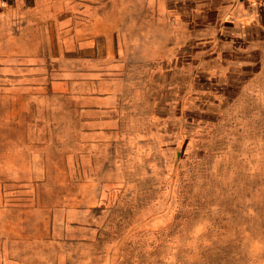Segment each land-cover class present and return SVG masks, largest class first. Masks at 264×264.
Wrapping results in <instances>:
<instances>
[{
  "label": "rangeland",
  "instance_id": "1",
  "mask_svg": "<svg viewBox=\"0 0 264 264\" xmlns=\"http://www.w3.org/2000/svg\"><path fill=\"white\" fill-rule=\"evenodd\" d=\"M76 23L37 79L0 67V261L264 264V64L236 86L230 34L179 57L129 22L117 56L114 22Z\"/></svg>",
  "mask_w": 264,
  "mask_h": 264
},
{
  "label": "crops",
  "instance_id": "2",
  "mask_svg": "<svg viewBox=\"0 0 264 264\" xmlns=\"http://www.w3.org/2000/svg\"><path fill=\"white\" fill-rule=\"evenodd\" d=\"M77 17L96 19L105 28L114 22L111 48L117 56L125 49L123 33L129 22L163 28L168 34L165 48H174L179 57L188 53L189 36L196 42L192 35L207 27L218 36L230 34L228 41H218L214 54L219 65L240 70L236 86L242 85V73L264 64V0H0V67H9L26 83L42 76L41 67L59 58L61 44L75 43ZM172 34L181 38L172 42ZM107 47L101 37L99 49ZM92 263L90 256L74 250L55 264Z\"/></svg>",
  "mask_w": 264,
  "mask_h": 264
}]
</instances>
